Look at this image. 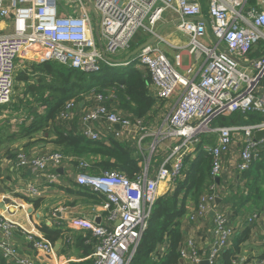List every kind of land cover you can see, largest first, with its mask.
<instances>
[{"label": "built area", "instance_id": "2783aa9c", "mask_svg": "<svg viewBox=\"0 0 264 264\" xmlns=\"http://www.w3.org/2000/svg\"><path fill=\"white\" fill-rule=\"evenodd\" d=\"M89 1L93 3L99 17L98 38L86 0H65L72 10L65 14L59 12V0H0V106L12 104L18 59L29 49H34L41 57L89 73L99 72L104 64L127 65L133 60L147 68L158 100L167 102L177 97V102L162 125L168 129L166 136L173 138L174 144L169 147L153 176L148 169L135 178L115 170L93 173L88 170L89 162L80 159L77 183L103 197L105 212L100 221L76 217L70 224L74 228L90 230L96 238L94 264H133L160 197L161 185L166 184L167 191L175 190L176 183L183 178L185 157L196 151L200 143L199 136L202 133H217L214 144L203 146L213 158L211 175L214 181L197 202L190 200L187 206L191 221L216 210L208 252L204 257L195 235L183 241L178 252L185 264H221L224 252L232 247L238 232L231 219L232 211L216 205L217 197L222 198L220 194H229V189L222 191L217 182L225 173L232 172L225 166L226 158L230 159L236 171L242 173L250 169L253 161L262 157L264 136L256 138L255 132L264 130V121L247 125L216 126L212 123L216 116L226 111L258 112L264 115V44L260 42L264 41V0L248 10V0H206L212 33L229 50L228 54L214 44L207 46L202 41L207 33L205 22L199 19L202 0ZM169 10L178 12L182 17L178 27L191 38L189 51L206 56L197 79L178 71L162 48L153 43L126 62H117L108 57V54L128 48L141 30L150 35L155 34L165 12ZM192 17L198 19L184 21ZM2 20H10L8 31L2 26ZM258 45L262 47V54L252 58L251 65L245 67L236 60L247 61L251 51ZM27 60L24 58V61ZM177 60H180L179 54ZM260 83H263V91L257 93ZM95 97L99 103L82 117L81 133L84 136L92 140L113 136L128 141L132 127L142 134L141 139L147 135L143 119L128 117L121 111L109 108L102 102L105 98L100 94ZM76 102L74 98L66 101L62 118L68 117ZM99 121L106 123L109 128L101 129L95 125ZM235 138L243 143L238 156L235 151H231ZM68 158L59 150L42 155L19 150L14 164L19 169L45 174L47 182L54 183L59 181L58 168ZM21 191L34 198L42 196V191L32 183L25 185ZM259 215L256 212L248 222ZM0 230L3 233L0 249L6 257L16 264H35L31 256L22 254L13 243V234L20 230L16 223L0 217ZM25 235L26 242L33 249L46 253L53 251V244L48 239L31 232ZM262 235L264 241V227Z\"/></svg>", "mask_w": 264, "mask_h": 264}, {"label": "crops", "instance_id": "0c3cea01", "mask_svg": "<svg viewBox=\"0 0 264 264\" xmlns=\"http://www.w3.org/2000/svg\"><path fill=\"white\" fill-rule=\"evenodd\" d=\"M261 0H248L246 10L255 6ZM88 3V10L92 15L95 34L99 36V17L97 11L93 12L91 3ZM59 12L62 14L70 13L72 10L66 5L58 6ZM197 18V17H192ZM200 18H207L210 22L208 13V2L202 0V14ZM182 20L180 14L174 10L165 12L163 21L158 25L157 29L164 23ZM2 26L8 31L10 29V20H2ZM143 32L141 30L133 38L131 44L139 43L136 47L145 43L148 38L142 40L138 37ZM191 38L187 33L181 31L178 25L166 28L161 35L152 43L160 46L165 52L168 59L176 66L178 71L185 75H189L192 79H197L200 75L201 69L206 62V56L202 53H191L189 51V44ZM202 41L207 45H213L212 39L208 32L202 37ZM130 46L124 50H120L115 54H108L109 58L117 62H126L133 58L136 54L131 53L136 49H131ZM101 44H99V48ZM259 45L255 47V50ZM254 50V51H255ZM180 55L178 62L177 55ZM24 58H28L24 61ZM251 54L247 61L241 59V65L248 67L251 65ZM19 69L16 74L15 82V95L11 105L0 106V217L16 223L20 230L15 232L12 236L13 243L24 255L31 256L35 264H83L90 261L94 264V246L96 245V238L92 232L87 229H78L71 226L70 222L76 217H86L90 219H101L104 210V199L97 193L87 192L88 190L82 189L77 183V170L80 166L74 167L75 160L79 162L80 159L71 155L69 158L62 162L58 168L59 177L58 182L50 183L46 180L45 174H37V172L30 169H19L15 167L14 161L17 151L25 150L30 154L42 155L47 152L60 149L51 140L53 133L48 131V126L41 129L31 130V124L40 116L49 112L58 101V81L57 73L52 70V66L57 62L41 57L34 49H29L23 57L18 59ZM60 63L56 64L58 66ZM62 65V64H61ZM116 66V65H115ZM138 66L145 68L141 64ZM147 69V68H146ZM152 95L155 98L156 105L151 112V117L148 121L143 122L147 135L141 139L142 134L132 127L128 133L130 142L137 150L142 152L145 139L150 136L156 138L155 133L150 130L153 127V121L156 119L154 115L160 111H171L173 105L177 102V97L174 96L167 102L160 101L156 98L153 91L152 84L150 87ZM257 93L263 91V83H260L256 89ZM87 98H89L87 96ZM65 106V105H64ZM97 106V105H96ZM90 103L76 102L75 106L70 110L66 119L69 125L75 131L81 132L82 130V117L90 109ZM109 107V106H108ZM111 108V107H109ZM216 126H220L217 120H213ZM101 129H107L109 126L102 121L97 124ZM120 128V127H119ZM52 129V127L50 128ZM212 135V136H210ZM216 134H201L199 136L200 142L205 138L206 140H216ZM105 138V137H104ZM204 144H208L205 142ZM243 143L239 141L233 142L231 151H239ZM194 147V146H193ZM60 151V150H59ZM143 153V152H142ZM167 151L163 153L162 157L167 155ZM192 158L197 156L196 151L188 153ZM239 154V153H238ZM229 156V154H227ZM163 157V158H164ZM163 160V159H162ZM151 158L146 164V169L149 168ZM159 167V166H158ZM152 170L151 176L154 175L156 170ZM63 168V169H61ZM62 170V171H60ZM149 171V170H148ZM241 173L234 170L222 177L226 180L225 185L229 186V195L232 196L235 192L238 183V177ZM220 181V179H218ZM34 184L42 191V196L38 198L30 197L28 193L21 191L27 184ZM4 190V191H3ZM167 185L162 184L160 188V197L167 194ZM32 200H39L38 204H34ZM3 204V205H2ZM188 204L186 202V214L181 218L182 241L188 237L195 235L197 244L200 246L201 252L205 257L212 239V228L215 224V217L208 215L199 217L196 221H191L188 216ZM248 205L255 208L256 211L239 210L238 214H234L233 206L229 199L223 200L221 198L219 207L229 208L233 224L236 226L237 235H235L234 242L240 237V234L246 227H251L249 236L239 246L237 252L238 259L232 260L233 264H262L264 260L261 256L264 254V241H263V227L264 216L257 206H252L251 202ZM262 209L264 207L262 206ZM54 211L57 212L54 214ZM259 211V217L254 218L248 222L250 217H253ZM233 213V214H232ZM47 228L51 231H59V236L53 240V237H48V232L44 231ZM31 232L38 237L48 239L53 244V251L46 253L42 250L33 249L26 242V233ZM2 231L0 230V239L2 238ZM53 241H51V240ZM168 243L161 245L159 251L165 256L168 253ZM233 246V245H232ZM162 256V257H163ZM155 259V258H154ZM182 261V260H181ZM0 264H16L13 260L6 257L2 249H0ZM185 264V263H184ZM203 264H207L203 262ZM223 264V261L221 262Z\"/></svg>", "mask_w": 264, "mask_h": 264}, {"label": "trees", "instance_id": "16d2710c", "mask_svg": "<svg viewBox=\"0 0 264 264\" xmlns=\"http://www.w3.org/2000/svg\"><path fill=\"white\" fill-rule=\"evenodd\" d=\"M148 36L149 34L143 32L138 39L144 40ZM138 45L139 43L133 42L130 48H136ZM254 50L250 53L252 57L262 54L261 46ZM56 64L52 66V70L57 73L59 99L49 112L32 122L31 130L48 126V131L53 133L51 141L61 149L59 150L66 155L87 160L90 164L88 170L93 173H99L102 170H115L126 174L129 178H135L142 174L146 170L144 169L146 157L142 153L144 150L140 152L127 140H119L113 136L99 140L89 139L81 132L75 131L69 122L61 117V113L69 99L74 98L78 103L81 101L90 103L91 108L99 103L95 96L100 94L105 98L102 102H105L111 109L121 111L128 117H139L148 121L156 105V100L150 89L152 79L149 70L138 66L139 63L135 60L127 65L104 64L97 73ZM215 120L219 125H247L264 121V115L258 112L226 111L224 114L216 116ZM51 127L52 129H50ZM150 141L151 137L145 139V143ZM205 142L215 143L212 139L203 138L197 144V156L192 158L189 154L186 155V168L183 178L176 183V189L159 197L149 227L134 256L133 264H184L178 249L183 237L181 218L186 214V202L188 200L197 202L208 185L214 181L211 175L213 158L203 148ZM162 155L163 153L152 156L148 168L150 174L152 170L160 166L164 157ZM73 165L77 167L79 162L75 160ZM238 180L241 183L237 184L232 196H228L229 194L220 195L223 200L229 199L233 206H236L234 214H238L240 209L256 211L255 208L251 209L248 203L251 202L252 206L255 204L252 202V193L258 192L261 183L264 182V154L261 158L253 161L250 169L242 172ZM225 182L223 177L217 182L222 191L229 188ZM81 188L88 190L87 192L91 191L85 187ZM32 201L36 205L39 200ZM256 206L259 211L263 210L262 206ZM259 211L257 212L261 213ZM250 229L251 227H246L233 246L224 252L223 264H233L232 260L238 259L236 254L239 251V246L249 236ZM44 231L48 232V237L54 235L53 240L59 236V231L49 232L50 230L47 228ZM166 243L169 244L168 253L163 256L159 248ZM261 257L264 259V254ZM90 263L87 261L83 264Z\"/></svg>", "mask_w": 264, "mask_h": 264}, {"label": "rangeland", "instance_id": "374dc122", "mask_svg": "<svg viewBox=\"0 0 264 264\" xmlns=\"http://www.w3.org/2000/svg\"><path fill=\"white\" fill-rule=\"evenodd\" d=\"M64 4H65V0H59L58 2L59 7ZM260 42L262 43V45L264 44V41H260ZM168 114L169 111L167 110V111H160L156 115L154 113L153 115L155 116L156 119L153 121V127L150 128V130H152V132H156L155 133L156 138L154 136H150L151 141L148 143H144L143 145L144 148L143 154L146 157L144 169H146V164L149 161V159L152 158L153 155H161L162 153L168 151L169 147L174 144V139L166 136L168 129H166V127H162V125L164 124V120L167 118ZM235 141H239V139L235 138ZM238 153L239 151H236L237 156ZM225 166H227V169L229 171L233 172L235 170L229 158L225 159ZM252 198H253L252 202H254L256 205L264 207V182L261 183L260 190L258 192L252 193ZM261 212L263 213L264 216V209Z\"/></svg>", "mask_w": 264, "mask_h": 264}, {"label": "water", "instance_id": "95a60500", "mask_svg": "<svg viewBox=\"0 0 264 264\" xmlns=\"http://www.w3.org/2000/svg\"><path fill=\"white\" fill-rule=\"evenodd\" d=\"M91 9H92L93 12L96 11V9H95V7H94L93 4H91ZM196 19H198V18H196ZM199 19L205 22L206 27H207V32H208L209 36L211 37L213 44H214V45H215L220 51H222L223 53H227V54H228V53H229V50H228L227 48H225V46L221 43V41L218 40V39L214 36V34L212 33V30H211V26H210V22H209V20H208L207 18H199ZM191 20H195V18H186L184 21H191ZM181 22H182V20H176V21H174V22H167V23L162 24V25L156 30L155 34H153V36H151V37H150L145 43H143V44L140 45L138 48H136V49L131 53V55L136 54V53L139 52L140 50L144 49L146 46L150 45L153 41H155V40L161 35V33H162L166 28L171 27V26H174V25H178V26H179V25L181 24ZM236 60H237L238 62L241 63V60H240V59L236 58ZM117 127L119 128V126H117ZM262 136H264V130H263V131H256V132H255V137H256V138H260V137H262ZM167 168L170 169V166L167 165ZM61 169H63V168H61ZM60 171H62V170H60ZM3 191H4V190H3ZM220 201H221V198H220V197H217V199H216V205H217V206L220 204ZM2 205H3V204H2ZM215 212H216V210H212V211H211V215H215ZM97 221H99V219H98Z\"/></svg>", "mask_w": 264, "mask_h": 264}]
</instances>
